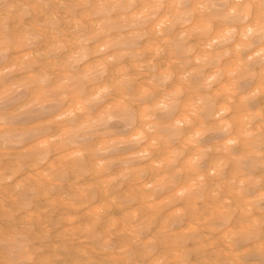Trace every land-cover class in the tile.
Here are the masks:
<instances>
[{
	"label": "clouds",
	"instance_id": "9594fccd",
	"mask_svg": "<svg viewBox=\"0 0 264 264\" xmlns=\"http://www.w3.org/2000/svg\"><path fill=\"white\" fill-rule=\"evenodd\" d=\"M0 264H264V0H0Z\"/></svg>",
	"mask_w": 264,
	"mask_h": 264
}]
</instances>
